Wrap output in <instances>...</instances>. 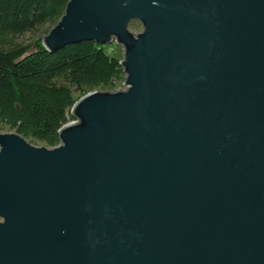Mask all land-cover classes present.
Returning a JSON list of instances; mask_svg holds the SVG:
<instances>
[{
	"label": "water",
	"instance_id": "obj_1",
	"mask_svg": "<svg viewBox=\"0 0 264 264\" xmlns=\"http://www.w3.org/2000/svg\"><path fill=\"white\" fill-rule=\"evenodd\" d=\"M87 41L126 89L0 131V264H264V0H70L42 43Z\"/></svg>",
	"mask_w": 264,
	"mask_h": 264
},
{
	"label": "trees",
	"instance_id": "obj_2",
	"mask_svg": "<svg viewBox=\"0 0 264 264\" xmlns=\"http://www.w3.org/2000/svg\"><path fill=\"white\" fill-rule=\"evenodd\" d=\"M69 1L0 0V129L48 148L60 144V129L74 121L76 93L114 91L125 77L107 46L87 41L54 53L44 48Z\"/></svg>",
	"mask_w": 264,
	"mask_h": 264
},
{
	"label": "rangeland",
	"instance_id": "obj_3",
	"mask_svg": "<svg viewBox=\"0 0 264 264\" xmlns=\"http://www.w3.org/2000/svg\"><path fill=\"white\" fill-rule=\"evenodd\" d=\"M130 30L134 33H139L142 31V27L140 25V23L138 22H133L132 24V27L130 28ZM31 37V35H27L24 40H29ZM107 50L109 52L110 55L112 56H115V57H118L119 59H123V51H122V47L121 46H117L115 44H112L110 46H107ZM122 89V90H125L126 89V86L124 85V80L122 81H119L116 83V89ZM98 91H104L103 89H98ZM112 91V90H111ZM75 97L77 99H80L81 95L79 93H76ZM0 131H2L3 133H9V129H7L6 127H3L0 129ZM31 144L35 145V146H38V147H41V146H44L43 144L37 142V141H29ZM1 221V219H0Z\"/></svg>",
	"mask_w": 264,
	"mask_h": 264
}]
</instances>
